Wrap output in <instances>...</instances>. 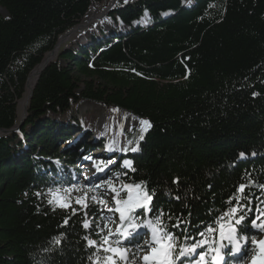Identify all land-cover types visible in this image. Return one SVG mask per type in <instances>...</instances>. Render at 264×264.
<instances>
[{"label":"trees","instance_id":"1","mask_svg":"<svg viewBox=\"0 0 264 264\" xmlns=\"http://www.w3.org/2000/svg\"><path fill=\"white\" fill-rule=\"evenodd\" d=\"M108 3L0 0V129L16 124L27 76L57 38L91 6L101 11ZM102 22L108 29L99 26L69 45L44 70L23 126L0 138V264H106L112 253L85 239L103 242L97 204L60 207L51 197L72 185L60 163L80 178L85 157L102 148L120 185L143 181L154 193L151 213L136 214L154 219L163 209V224L179 244L206 241L197 249L206 264L212 248L229 257L235 243L220 238L219 224L225 233L235 228L237 241L258 236L252 220L264 223V0H117ZM80 101L103 108L101 130L75 117ZM122 115L151 126L141 138L121 129ZM249 179L254 183L238 193ZM231 207L237 213L225 216ZM115 264L123 262L116 257Z\"/></svg>","mask_w":264,"mask_h":264},{"label":"snow or ice","instance_id":"2","mask_svg":"<svg viewBox=\"0 0 264 264\" xmlns=\"http://www.w3.org/2000/svg\"><path fill=\"white\" fill-rule=\"evenodd\" d=\"M127 2V0H125ZM147 15V13L145 14ZM133 71H135L133 69ZM140 75L139 73H137ZM253 95H256L255 93ZM141 125L150 127V121L148 120H141ZM143 131V129H142ZM142 138V137H141ZM135 151V149H132ZM127 151V149H125ZM241 158H244L245 153L240 154ZM85 159H90L88 157H85ZM113 161H93V166L96 167L97 172H102L105 170L108 165L112 164ZM99 165H103L104 167H100ZM123 165L128 166L131 169L132 161L130 160H124ZM134 171V169H131ZM126 175V173H123ZM119 175H117V179H119ZM173 183H178V178L173 181ZM254 181L249 179L248 184H240L236 191L238 193H243L245 188L248 187V185L253 184ZM108 185V188L106 189V194L111 193L112 194V202L115 205V207H111L108 205V202L103 199V197L98 196H92L91 199L98 204L104 205L109 212L118 213L119 215V225L116 229V233H119L121 236H123V239H117L116 240V247L111 246V237L114 235L113 231L111 229H108V234L103 236V243L104 245H107V247L104 248L105 252L112 253L111 257L106 256L104 259L106 261V264H115L116 257L125 258V254L128 252L129 248L135 247L136 251H150L152 255L145 254L143 256V260L145 264H176L177 261H181L183 258H187L190 261V264H206V257L204 252H197L198 248H201L205 245V240L195 241L192 244H179L177 242V238L174 236V234L167 229V225L163 224L162 217L165 215L164 210L161 209L159 212V215H157L154 219H145L144 217H141L140 215L136 214L137 209H144L145 210V216L151 213V201L153 198L154 193H149L145 187V182L141 181L139 183H122L120 188H117L114 186L111 178L107 180H101L99 184L89 186V185H72V189L80 188L81 190L84 188H100L102 185ZM260 188H264V185H258ZM53 190L49 189V192L51 193ZM57 193L60 191V188H57L55 190ZM65 191H69V189H65ZM124 192L126 195L122 196L121 193ZM37 195H40L37 193ZM87 192L84 193L83 197V203L81 200V197L76 198L77 204H81L83 208H87V199H88ZM176 199H179L177 196ZM49 203H53L52 200H49ZM237 204H239V198H237ZM60 207H70V204L67 202H61L59 203ZM77 210L73 209V213L75 214ZM238 209L237 207H231L228 212H226L224 215L228 216L231 214L232 216H235ZM85 219L82 222V226L84 229H89L90 227V221L87 219V212H85ZM264 215V213H262ZM222 219V218H221ZM245 217L243 215H240L238 218L235 219V224H240L241 221H243ZM101 220H103L104 227H108L109 222H115L112 217L110 216H101ZM67 223V221H65ZM251 223L254 227H258L261 231H264V223L257 224V220H252ZM147 225V227L151 230V239L144 242L143 246L140 244L131 245L130 243L121 250V245L125 243V241H128L129 238L135 239L137 235L140 234L141 229L144 228V226ZM176 227H179V224L175 225ZM121 228H123V231L121 232ZM100 231H103V229H100ZM207 232L212 233L215 232L216 229L212 226H208L206 229ZM236 229L230 227L228 229V239H232V233L235 232ZM147 235V233H145ZM201 236L204 235L203 232L200 233ZM225 225L223 223L219 224V236L223 240L225 238ZM245 240H247V236L243 237ZM87 243L89 246L97 247L99 248L100 245L97 244L96 241L88 239ZM190 239V237L185 236V240ZM57 243H59V240H57ZM252 243L254 245H258L260 249V256L259 258L253 257V260L251 264H264V240L257 241L255 239L252 240ZM154 245H159V248L154 247ZM178 249V252L176 251ZM213 252H216L217 256H219V252L215 249H211ZM233 251H240L239 248H234ZM199 257L198 260L195 259V257ZM222 259V257H221ZM213 264H215L216 256L212 258ZM96 264V262H94Z\"/></svg>","mask_w":264,"mask_h":264},{"label":"rangeland","instance_id":"3","mask_svg":"<svg viewBox=\"0 0 264 264\" xmlns=\"http://www.w3.org/2000/svg\"><path fill=\"white\" fill-rule=\"evenodd\" d=\"M90 11H92L94 15H97L100 13V6H96V5L91 6L89 8L88 12L86 13V15ZM0 16H2V17L6 16L5 10L2 8H0ZM85 16L81 19V21L77 25H79L80 23H82L84 21ZM99 26H102L105 29H108L106 23H104V22L101 23V19H99L98 22L94 23L90 27V33L87 34L85 36V38L92 35L93 32H96L97 28ZM73 110H74L73 114L75 115V117L77 119H80L82 116L84 117L83 123L85 126H91L92 127L93 125H95L97 130H101L102 124L104 121V114H103V108L100 105L92 104L89 101H80L78 104H76L74 106ZM119 125H120L122 130H124L126 128H131V129L135 130L139 137H141L143 135V133L145 132V129H146L145 126L141 125L139 119H137V118L131 119L130 117L124 116V115L119 117ZM142 129H143V131H142ZM75 137L77 139V135H75ZM64 148L61 147V149H63V150H64ZM103 151H104V149L102 148L98 152H94L92 154V156L89 157L90 159H87L86 165L80 167V176H79L80 178H75L74 177L75 176L74 170L71 167H69L63 163H60L58 165L60 174H65V175L71 176L72 177V185L93 186V185L99 184L101 180H107V179L111 178L114 186L117 188H120L121 185L116 181L115 176H113L110 173L109 168L112 166L111 164L108 165V167H106L104 171L99 172V173L97 172L96 167L93 166V161L98 162V161L103 160V161L107 162V159L105 157H103V155H104ZM99 166L104 167L103 165H99ZM71 186L67 187V188L61 187L60 191L58 193L56 191L52 192L51 197L53 198V200L57 204H59L61 202H67V203H70L71 201L76 202V198L78 196L81 197V200L83 202L84 193L86 192V190H88L90 192V194L88 195L89 198L87 199V202L93 201L91 199L92 196H98V197L102 196L103 199L108 202L109 206L115 207V205L112 202V194L111 193L106 194V189L108 188L107 184L102 185L100 188H84L82 190L80 188L72 189ZM65 189H69V191H65ZM121 195L124 196V195H126V193L122 192ZM93 202H95V201H93ZM95 203L99 207L100 216H110L115 221L114 223L109 222L107 228H105V227L101 228V229H103V231H101V233H103V235L105 236L108 234V229H111L114 233V235L111 237V246L116 247L117 245L115 242L117 239H119V237L117 236V233H116V229L120 223L119 222V215H118V213L109 212L104 205L98 204L97 202H95ZM252 228H253V231L255 233H257L258 236H256L255 238H252V237H250L252 234H250L247 237V240H245L244 238H241V240L236 241L234 233L231 234L232 239L229 240L228 239V231H227L226 235H225V239L227 241H231L235 244H234V246L230 252L229 257L226 258L223 256H219L215 260V264H230V263H232V264H251L253 257L259 258V256H260L259 246L254 245L252 243V240L253 239H255L257 241L264 240V231H261L258 227H254V226H252ZM145 232L146 231L144 230V228H142L140 234L137 235V237L140 239L139 244L141 246H143L145 241L151 239V236L149 235V233L146 232L147 233V235H146ZM99 245L101 248L107 247V245H104L103 242H101V244H99ZM125 246H127V245L122 244L120 246L121 250H123V248ZM154 247H157V246L154 245ZM234 248H239L240 251H233ZM132 249H133V247L129 248L128 252L130 251V253H126L125 258H123V259L119 257V260H121L123 262V264H145V262L142 258L145 254L150 255L151 252L148 250L139 251V254L137 256H134V254L131 253ZM221 257H222V259H221ZM211 264H213V262Z\"/></svg>","mask_w":264,"mask_h":264},{"label":"water","instance_id":"4","mask_svg":"<svg viewBox=\"0 0 264 264\" xmlns=\"http://www.w3.org/2000/svg\"><path fill=\"white\" fill-rule=\"evenodd\" d=\"M116 2H117V0H111V1L109 0V3L107 4V6H105L100 11L99 14H97V15L93 14L92 16L94 17L96 22L99 21V19H101L104 15H106L113 8V6L116 4ZM71 30H72V28L57 38L56 43L53 46L52 50L49 51L48 53H46L44 55L43 59L41 60V62L38 65H36L31 70V72L28 74L27 79H26V83H25V92L23 94V97L17 103V116H18L17 122L10 129H0V138L15 133L16 131H18V129L20 127L23 126L24 120H25L26 115H27L28 106H29L30 101L32 99L34 88H35L41 74L44 72V70L49 65L54 63L56 61V59L58 58V56H60L65 50L68 49L69 45H64V39H65V36L71 32ZM83 38H81V39H83ZM33 77L35 78V81L32 85H30V81ZM22 101H23V104H22L21 108H19L20 102H22Z\"/></svg>","mask_w":264,"mask_h":264},{"label":"bare ground","instance_id":"5","mask_svg":"<svg viewBox=\"0 0 264 264\" xmlns=\"http://www.w3.org/2000/svg\"><path fill=\"white\" fill-rule=\"evenodd\" d=\"M92 15H93V12L90 11L85 16L84 21L82 23H80L79 25L72 28L71 32L65 36L64 45H72V44L78 43L81 38L85 37L87 34L90 33V27L94 23H96V20L94 19V17ZM34 81H35V78L33 77L30 81V85H32L34 83ZM22 104H23V101L20 102L19 108H21Z\"/></svg>","mask_w":264,"mask_h":264}]
</instances>
